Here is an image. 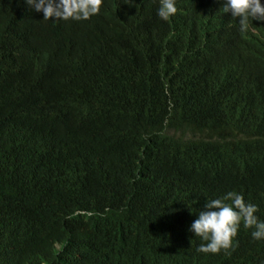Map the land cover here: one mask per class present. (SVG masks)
Returning <instances> with one entry per match:
<instances>
[{"label":"trees","instance_id":"obj_1","mask_svg":"<svg viewBox=\"0 0 264 264\" xmlns=\"http://www.w3.org/2000/svg\"><path fill=\"white\" fill-rule=\"evenodd\" d=\"M175 6L0 0V264H264L242 224L230 255L189 230L230 191L264 221V24Z\"/></svg>","mask_w":264,"mask_h":264},{"label":"clouds","instance_id":"obj_2","mask_svg":"<svg viewBox=\"0 0 264 264\" xmlns=\"http://www.w3.org/2000/svg\"><path fill=\"white\" fill-rule=\"evenodd\" d=\"M35 12L43 13V20L87 21L98 15L103 0H24ZM224 13L238 20L240 31H248L251 23L264 24V4L261 0H218ZM177 13L175 0H159L158 16L168 21ZM258 207L249 203L235 191L220 198L206 201L204 210L198 213L190 231L203 243L197 251L204 254H231L241 224L252 229L253 240L264 241V221L256 216Z\"/></svg>","mask_w":264,"mask_h":264}]
</instances>
